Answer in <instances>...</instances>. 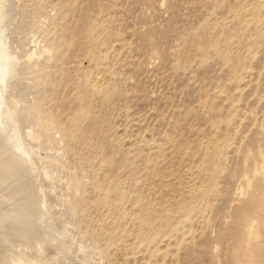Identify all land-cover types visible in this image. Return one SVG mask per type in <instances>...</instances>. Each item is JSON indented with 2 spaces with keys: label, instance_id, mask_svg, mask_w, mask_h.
<instances>
[{
  "label": "rangeland",
  "instance_id": "obj_1",
  "mask_svg": "<svg viewBox=\"0 0 264 264\" xmlns=\"http://www.w3.org/2000/svg\"><path fill=\"white\" fill-rule=\"evenodd\" d=\"M0 7L70 243L38 264H264V0Z\"/></svg>",
  "mask_w": 264,
  "mask_h": 264
},
{
  "label": "bare ground",
  "instance_id": "obj_2",
  "mask_svg": "<svg viewBox=\"0 0 264 264\" xmlns=\"http://www.w3.org/2000/svg\"><path fill=\"white\" fill-rule=\"evenodd\" d=\"M2 13L0 9V264H38L44 248L68 250L70 243L57 223L54 203L47 200L50 175L35 164L37 158L21 141L14 110L11 114L15 107H9L12 104L5 98L14 78L15 59L5 45Z\"/></svg>",
  "mask_w": 264,
  "mask_h": 264
},
{
  "label": "water",
  "instance_id": "obj_3",
  "mask_svg": "<svg viewBox=\"0 0 264 264\" xmlns=\"http://www.w3.org/2000/svg\"><path fill=\"white\" fill-rule=\"evenodd\" d=\"M40 259H42V256L41 257L40 256L38 257V260H40Z\"/></svg>",
  "mask_w": 264,
  "mask_h": 264
}]
</instances>
